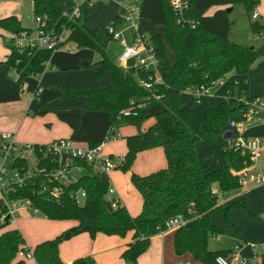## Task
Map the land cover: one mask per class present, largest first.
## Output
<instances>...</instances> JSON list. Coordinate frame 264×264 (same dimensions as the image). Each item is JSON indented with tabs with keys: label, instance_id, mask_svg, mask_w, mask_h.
Here are the masks:
<instances>
[{
	"label": "trees",
	"instance_id": "16d2710c",
	"mask_svg": "<svg viewBox=\"0 0 264 264\" xmlns=\"http://www.w3.org/2000/svg\"><path fill=\"white\" fill-rule=\"evenodd\" d=\"M30 1L34 17L47 19L46 30L66 28L69 30L66 44L73 50L89 49L97 55L98 60L93 64L96 79L101 80L106 74L111 76V84L104 88L76 92L60 87L62 97L84 95L87 100L84 110L55 112L58 121L70 129L68 138L94 148L105 140L111 127L120 129L132 126L136 134L123 138L126 152L116 169L130 171L138 153L155 148L163 150L166 162L165 168L146 176L130 174V183L141 199V210L135 217L119 201L111 211L105 208L104 202L111 207V200L107 198L108 175L104 174L80 177L76 184L64 189L58 200L35 193L44 179L28 181L25 187L16 189L12 193L13 198L28 199L30 206L47 220L76 222L54 239L43 241L33 248L31 253L36 264H63L58 255L59 245L78 235L88 234L94 239L97 234L124 237L127 233H131V241L121 252L120 259L124 263L136 264L150 246V239L158 234V229H163L164 223L177 215L184 218L185 224L174 231L173 249L176 256L187 254L190 262L198 264H217V257L231 256V251L208 249L209 238L223 234V230L212 225L211 220L219 214H223L227 220L231 210L245 208V204L238 201L228 207L218 206L213 187L217 186L222 193L236 192L239 184L232 172L242 167L244 159L228 146V140L233 136L224 141L222 163L214 170H207L200 164L197 149L216 142L231 121L263 123L262 114L238 102V98L254 97L248 94L247 74L258 55L252 47L235 44L228 39L232 23L225 9L215 10L211 15L208 11L212 7L241 2L251 10L252 5L244 0H194L191 13L200 18V25L195 29H183L174 25L168 0H142L141 20L163 27L164 38L175 55V62L170 64L163 37L153 35L149 38L161 74V84L149 91L139 83L147 81L146 72L138 67L124 68L117 62L121 46L106 47L100 41L97 30L86 27L80 18L64 17L63 10L58 6L60 0ZM0 28L14 35L24 30L30 31L23 28L15 16L0 19ZM252 28L255 34L264 31V27L256 24ZM116 52L117 56L112 58V53L114 55ZM52 54L53 51L46 50L19 53L9 46V53L0 64L5 65L8 75L13 72L16 82L21 85L27 77L42 74ZM232 72L237 84L232 82L224 86L222 96L225 99L219 103L210 96L205 97L204 115L195 133H191L189 121L192 113L182 104L181 94L186 90L209 89L213 81ZM154 94L161 97L155 99ZM129 109V116L120 114ZM150 119L154 120V124L142 131V126ZM16 163L19 170L24 167L22 161L17 160ZM77 190L85 192L82 205L70 197V192ZM7 226H0V230ZM19 251H30L21 233L16 229L3 231L0 234V264H26V260L17 256ZM259 262L264 264L263 255ZM73 264L96 263L93 258L85 257L75 260Z\"/></svg>",
	"mask_w": 264,
	"mask_h": 264
},
{
	"label": "built area",
	"instance_id": "2783aa9c",
	"mask_svg": "<svg viewBox=\"0 0 264 264\" xmlns=\"http://www.w3.org/2000/svg\"><path fill=\"white\" fill-rule=\"evenodd\" d=\"M98 0H71L62 15L69 19L81 17L82 8L93 6ZM117 3L120 12L117 19L106 29L107 35L112 41L122 47V51L117 58V62L124 68L127 60L133 58L134 67H138L142 72L148 74L147 81L139 83L144 89H152L155 85L161 84L160 68L157 58L153 53V48L143 33L138 30L140 18V6L142 0H113ZM194 0H168V7L173 16L174 25L183 29H195L200 25V18L191 13V5ZM211 2H220L225 0H207ZM260 14L256 9L252 10L250 18L258 19ZM47 19L45 17H34L35 28L33 30H24L18 34H11L9 37H2L3 41L19 53L33 50L57 51L64 49L72 52L73 48L66 44L69 30L63 28L59 31L46 30ZM221 79L211 83V88L221 85ZM237 84L236 80L232 81ZM231 82V83H232ZM227 84V83H226ZM225 84V85H226ZM224 85V86H225ZM210 89V88H209ZM209 89L193 90L194 97L201 94L206 95ZM208 96V94L206 95ZM160 95H153V98L159 99ZM211 97V96H210ZM212 98V97H211ZM225 98L222 96V100ZM238 102L252 108L263 115L264 124V93L250 97V99L238 98ZM130 109L122 111L123 116L130 115ZM249 124L244 121H231L228 128L235 129L242 127V132L234 133L228 140V146L233 152L238 153L244 160L239 170L232 174L237 178L239 188L242 191H249L253 188H262L264 190V137L245 136L244 132ZM121 139L119 129L111 127L105 140L94 148H89L84 144L75 143L69 138H59L45 145L23 144L15 140L12 135H0V226L9 224L16 217L20 209L15 204L27 206L25 210H32L33 214L39 213L30 206L28 199H14L12 193L16 189L26 186L28 181L44 179L40 181V186L36 189V194H46L54 200H58L64 189L76 184L78 179L84 175L104 174L108 175L111 171L121 164L122 157H114L103 153V147L108 142H114ZM38 145V147H34ZM33 151L37 157L38 163L33 170H29L26 164L25 153ZM17 160L23 162L24 167L19 170L16 167ZM84 172L83 175L80 173ZM114 191L109 188L108 195ZM70 197L78 205H82L85 199L83 190L71 191ZM111 208H115L119 199L117 197L109 198ZM185 224L182 216L177 215L169 218L163 226L158 229L159 235L167 232H174ZM253 259L249 261L245 258L229 260L221 256L216 258L217 264H260L259 258L264 256V243H252ZM17 256L28 260L32 258L31 251H19ZM169 264H198L190 261H176Z\"/></svg>",
	"mask_w": 264,
	"mask_h": 264
},
{
	"label": "crops",
	"instance_id": "0c3cea01",
	"mask_svg": "<svg viewBox=\"0 0 264 264\" xmlns=\"http://www.w3.org/2000/svg\"><path fill=\"white\" fill-rule=\"evenodd\" d=\"M244 1L250 3L252 5V10L256 9L260 14L258 19L260 18L262 22L258 23L257 22L258 19L256 20L251 19L252 21H254L253 23L256 24L257 26L264 27V0H244ZM97 2H99V0ZM115 3H113V1L110 2V4H115ZM227 6H231V5H227ZM85 7H83L81 11V17H80L81 22L90 29L98 30L96 28L97 26L89 25L87 24L86 20L83 19V10ZM116 16H117V12L116 10H114L113 12L111 11V13L107 15V19L109 21H112L116 18ZM15 17L17 18V16ZM23 28L29 30L34 29L27 27H23ZM97 35L100 38L98 31H97ZM253 35L256 36L257 39H255V41L251 43L252 45L251 47L256 51L258 55V59L253 64V66L251 67V69L247 74L248 84H249L248 94L250 96H256L264 93V31L261 34H255L253 32ZM102 43L106 47H111L113 45L120 46L118 43L111 41L110 38H108L106 42H102ZM97 60H98L97 55L89 49H80V50L74 49L72 52H66L64 49H61V51L57 50L53 52V54L51 55L50 60L48 62V67L46 68V70H44L42 74L37 76L27 77L26 79L23 80L21 85H19L16 82V75L13 72L9 73L8 75L5 65L3 64L0 65V135L9 134L12 135L15 138V140L19 143H23V144L31 143L38 145H45L59 138H68L70 136L71 131L65 124L58 121L55 112L84 110L87 107V100L84 95H80L75 98L62 97L63 91L60 87L64 86L72 91L85 92L88 90H94L109 86L111 84L110 74H106L101 80L96 79V75H95L96 68L93 66V64L96 63ZM4 61L5 59L1 60L0 63H3ZM234 78H235V74L233 73L231 74V76L228 77L225 84L231 83L234 80ZM224 85H222L219 89L220 96H222ZM190 91L193 92V90ZM192 96L194 97V93L192 94ZM204 96L206 97V95ZM180 98L182 104L191 110L192 117L189 121V130L191 133H195L197 124L199 120L203 117L205 112V100L203 105L200 104L194 106V104L191 103V99L189 97L184 96V92L181 94ZM221 100L222 98L219 101H216V103H219ZM153 124H154L153 119L148 120L142 126V131L147 129L149 126ZM124 129L130 130V132L127 133L128 136L136 134V130L135 133L132 132L133 129L132 126L122 127L119 129V134L121 136L122 141L125 135L123 136L121 132ZM227 131H230V129L228 128L226 132ZM244 134L245 136L249 135L252 137H264V124L263 123L249 124ZM219 138L220 137H218V139ZM152 152H158L157 148L143 151L140 154H143V157L145 158H151L154 155V153ZM103 153L112 156L115 155L107 149V144L103 147ZM221 153H222V146L220 140H217L214 145L208 146L205 144L197 149V154L200 156V164L203 167H205L207 170H214L221 165L222 163ZM122 156L118 155L117 157H122ZM165 166H166V162H165ZM253 189L256 190L258 188L256 189L253 188ZM112 190L114 191V193L110 196L117 197L118 199H120L116 189H112ZM251 190L242 191L239 188L234 193L221 192L222 196L220 197L218 193L220 191H218L217 186L213 187V192L216 193L218 197L217 199L218 206L228 207L231 203H235L238 201H242L245 204V208H235L231 210L227 220L225 219L223 214H219L211 220L212 225L216 226L215 224H213V220L219 216L223 217L226 226L225 227L216 226L223 230L222 235H229L239 238L243 237L244 235L243 228L238 223L234 224L232 222L233 214L236 211H242L244 213L243 215H247V217L245 216V218L247 219L250 218L254 221L259 219L257 217V212H254V209H252L250 202L248 201L247 198ZM261 190L263 189L261 188ZM139 200H140V210H141L140 196H139ZM251 210L253 211L251 212ZM26 211L27 210H25L24 208L20 209L14 220H12L6 228L0 230V234L6 230H14V229L18 230L19 228L18 222L21 220L23 221L24 219H29L31 217L36 218V214L31 213L32 216H29L28 213H26ZM44 219L47 220L46 218ZM259 220L262 221L263 218ZM27 222L33 223V221H27ZM34 222L37 223L36 220H34ZM256 228L259 231L254 236V238L250 240L251 244L252 242L253 243L264 242V227L256 226ZM80 236H82V234L68 241H65L66 245L69 246V248H67L68 249L67 254L70 249L74 257L76 255L81 254V256H84V258L91 257L93 258L96 264H100L99 261L100 252L97 250V246L94 247L88 246L85 249H80L76 244V242H78V240L81 238ZM173 236H174V232H167L164 235L157 234L153 236L150 239V246L148 247L146 252L137 259L136 264H169L180 260L190 261V256L187 254L181 257H178L174 254ZM219 236H214L211 238H215ZM43 240H39L38 244L41 243ZM114 242L118 243L117 241ZM125 246H123L121 252L123 251ZM220 251L233 252L231 256L227 258L230 261L231 260L233 261L238 258H245L251 261L253 257L252 254L253 251L249 250L248 248L241 249L239 250V252H234L232 250H220ZM60 255H61V248H60ZM73 259L74 258L68 261L67 264L71 263ZM28 260L30 261V263L27 264H36L35 261H32L33 260L32 258Z\"/></svg>",
	"mask_w": 264,
	"mask_h": 264
},
{
	"label": "rangeland",
	"instance_id": "374dc122",
	"mask_svg": "<svg viewBox=\"0 0 264 264\" xmlns=\"http://www.w3.org/2000/svg\"><path fill=\"white\" fill-rule=\"evenodd\" d=\"M113 0H99V2H96L93 7H85L83 10V19L86 20L87 24L92 26H97L98 33L100 36V39L102 42H106L108 38H110L107 33L106 29L108 26L112 23V21H109L107 19V15L116 10L117 15L120 12V9L118 8L115 1L110 4V2ZM71 0H60L58 3V6L66 10L68 8L69 3ZM116 7V8H115ZM225 9L228 13L229 20L232 23V27L230 28V31L228 33V39L235 44L244 45L251 47V43L255 41L256 36L253 35V28L252 25L254 24L250 18V15L252 13V9L248 10L244 3H237L235 5L231 6H223V7H212L208 14L211 15L215 10L218 9ZM9 16H17V18L21 21V25L23 27L27 28H35L34 24V15H33V6L32 2L30 0H0V19L9 17ZM258 23L262 22V20L259 18L257 20ZM262 24V23H261ZM138 30L144 34V36L149 39L153 35H161L164 40V47L166 51V55L168 58V61L170 64H173L175 62V55L170 49L166 39L164 38V30L161 26H153L149 22L145 20H141L138 22ZM11 35L10 32L4 31L0 28V61L4 60L9 52V46L3 41L2 37H9ZM61 51V50H60ZM69 52V51H66ZM117 56V52L113 55L112 58H115ZM2 65V64H0ZM232 73L225 75L221 80V85L215 86L210 88L208 96H211L215 101H219L222 96H220V87L225 84L228 77L231 76ZM11 75V74H10ZM136 79V76H134ZM104 88V87H103ZM193 92L190 90H186L184 92L185 97H189L191 99V103L195 105L204 104L205 96L201 94L197 98L192 96ZM206 94V95H207ZM32 115V114H31ZM132 132L135 133V128L132 127ZM233 133L239 134L242 132V127L239 126L235 129H231ZM130 132L129 129H124L121 133L124 137H128L127 133ZM123 137V138H124ZM247 137L252 138V136L247 135ZM221 141V146L223 148V143L225 139L223 138V135L220 136L219 139ZM216 142L212 144H206V145H214ZM24 144H31V143H24ZM205 145V144H204ZM107 149L111 151L114 156L117 158V156H122L126 152V143L125 140L120 139L118 141L114 142H108L107 143ZM158 152H152L154 155L151 158H145L143 157V154L138 153L135 157V160L130 168V171H122L120 169H116L111 171L108 174V181H109V188L110 189H116L118 196H119V202L127 209L128 213L132 216H137L140 212V200L137 191L133 188V186L130 183V174L134 173L138 176H146L150 173L159 171L163 168H165V158L164 153L161 148H157ZM25 159L26 164L29 170H33L37 163V157L33 151H27L25 153ZM81 175L84 174V172L80 173ZM256 189V188H255ZM219 191V190H218ZM219 196L221 197V192H218ZM109 198H111L110 195L107 194ZM219 197V198H220ZM248 201L250 202V205L252 209H254V212H257V217L259 219L263 218V220H252L250 218H245L247 215H243L244 213L242 211H236L233 214V220L232 222L238 223L244 231V235L242 238L239 237H233L229 235H222L215 238H209L208 240V249L210 251H220V250H232L234 252H239L241 249L248 248L252 251L250 248V240L254 238V236L259 231L256 226L264 227V191L261 190V188L256 190H251V192L248 194ZM18 208H27V206L20 205L19 203L15 204ZM253 210H251L252 212ZM33 211L28 209L26 213H28L29 216H32ZM259 213V214H258ZM31 214V215H30ZM26 220V221H25ZM34 220L37 221L34 222ZM27 221H33V223L27 222ZM231 223V222H230ZM76 223L74 221L66 220V221H50L45 220L41 213L36 214V218H29L24 219L23 221L18 222V231L21 233L25 246L30 249V251H33V248L36 244H38L39 240L47 241L54 239L58 235H60L64 230L67 228L75 225ZM213 224H215L218 227H225L226 223L222 216L216 217L213 220ZM79 236V235H78ZM81 238L76 242L78 247L80 249H85L86 247H94L97 246V250L99 253V261L100 264H126L123 263L120 260V252L131 239V233H127L124 237H118V236H105L103 234H97L94 239H91V237L88 234H82L80 236ZM86 237V238H84ZM42 241V242H43ZM112 241V242H111ZM114 241H117L118 243H115ZM253 243V242H252ZM264 243V242H262ZM241 245V247H240ZM60 248H61V255H60ZM67 248H69L68 245H66L65 242H62L58 247V255L60 258V261L63 264H67L68 261H70L72 258H74L71 263L77 259L84 258V256L72 255L70 249L67 254ZM104 250V251H103ZM103 251V252H102ZM102 252V253H101ZM66 254V255H64ZM253 254V252H252ZM33 259V258H32ZM253 259V257H252ZM34 261V259L32 260ZM184 261V260H180ZM26 264L30 263L29 260L25 261ZM129 264V263H128Z\"/></svg>",
	"mask_w": 264,
	"mask_h": 264
},
{
	"label": "water",
	"instance_id": "95a60500",
	"mask_svg": "<svg viewBox=\"0 0 264 264\" xmlns=\"http://www.w3.org/2000/svg\"><path fill=\"white\" fill-rule=\"evenodd\" d=\"M134 65H135V61H134L133 58L127 60L126 63H125V67H126V68H134ZM232 136H233V132H232V131H227V132H225V133L223 134V138H224L225 140L231 138ZM104 205H105V208H106L108 211H111V210H112L108 203L104 202Z\"/></svg>",
	"mask_w": 264,
	"mask_h": 264
}]
</instances>
